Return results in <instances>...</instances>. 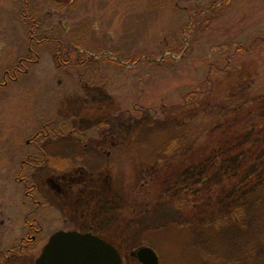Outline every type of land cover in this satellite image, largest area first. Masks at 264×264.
<instances>
[{
    "label": "rangeland",
    "instance_id": "374dc122",
    "mask_svg": "<svg viewBox=\"0 0 264 264\" xmlns=\"http://www.w3.org/2000/svg\"><path fill=\"white\" fill-rule=\"evenodd\" d=\"M27 1L0 0V83L31 45L19 15L30 13L47 35L35 63L0 85V220L8 228L0 242L16 248L19 225L33 209L42 226L39 245L58 230L87 229L88 220L66 209L68 200L46 180L87 171L74 176L68 198L88 187L96 198L106 194L95 206L110 213L100 232L119 243L124 264H139L130 254L143 246L156 251L158 264H264V187L234 204L223 176L208 190L190 179H164L169 164L154 165L172 142L187 148L206 131L209 140L233 141L244 115L232 111L242 101L260 103L253 118L263 123L264 59L245 58L238 70L211 78L207 67L223 45L263 31L264 0H231L208 21L201 13L212 0ZM59 39L77 40L88 62L61 66L49 42ZM194 87L203 95L189 110L181 101ZM225 112L234 116L231 135L219 125ZM44 126L64 136L36 139L49 161L36 170L23 166L37 154L32 138ZM18 178L38 185L29 194L39 206L26 199Z\"/></svg>",
    "mask_w": 264,
    "mask_h": 264
},
{
    "label": "trees",
    "instance_id": "16d2710c",
    "mask_svg": "<svg viewBox=\"0 0 264 264\" xmlns=\"http://www.w3.org/2000/svg\"><path fill=\"white\" fill-rule=\"evenodd\" d=\"M229 3H231V0H212L209 9L201 13L204 21L210 20L211 16L214 14L210 13L211 11L215 12L216 10H220L221 7ZM25 4H28L27 0ZM218 5L219 7H217ZM25 8H27V5H25ZM194 14L196 15L198 13ZM194 14L190 24H193L195 20ZM19 16L22 22L25 24L28 23L27 30L32 37L30 41L31 45L28 46L27 57L20 58L18 65L11 70L13 74L11 73L9 78L5 77L1 83H9L10 79H17L19 75L27 70L30 64L35 63L39 57L36 48L47 40L46 32L43 31L41 23L30 15V13L27 12ZM51 41L54 47H56V59L61 66L69 68L72 64L80 65L81 63L88 62L86 60L88 58L87 55L78 50L79 46L77 44L79 43H77V40L73 39V42L70 40L68 44L60 39L59 41L49 40V42ZM218 53L221 54L216 57L217 59H215V61L209 63L207 67L208 73H206L208 74V78L216 75H223L234 69L238 70V68L243 65L245 58H249L251 61L256 57H262L264 59V29L263 31L253 33L244 43L233 41L230 45H223ZM243 54L246 55V57L244 56V58H242L241 56ZM162 60H165V58ZM198 87H194L193 90H189L183 95L181 102L184 104L182 107L185 108V105H188L189 110V106L195 109L191 103L195 102L197 96H200L198 94H201L200 97L203 95V92L201 93V89ZM256 103H258V101L254 99L242 101L240 106L232 111L235 116L239 117L240 115H244L243 117H239V119L242 118V120L237 128H233V134H236V136L234 135L232 137L233 141L229 140L228 137L223 141L221 140V135L218 136L217 139L213 138L209 140L206 131L202 133V137L195 136L187 145V148H180L177 143L175 145L172 142L170 146L167 147L164 157L158 158L154 164H166V166L169 164V170L164 172L163 178L182 183H186L190 179L196 188L204 184V187H207L209 190L216 176H223L222 178H225V181L229 183V186L232 188L231 196L234 204L240 203L242 200L246 201L254 195H252V191L247 192V190H261V188L264 187V120L263 123H256L253 118V112L260 109V105H258L260 103H258L256 106L259 107L255 110L253 105ZM221 116L223 117V122L221 121L219 125L223 127L227 135H231L228 134L229 131H227L233 126L229 121V116H234L229 112H225L224 115ZM238 156H245L241 161L242 163L239 158L237 159ZM249 167H252V171ZM249 171L251 173L247 175ZM219 172H221L222 175H218L217 173ZM142 177L145 180L146 177L144 175H142ZM71 178L70 181L72 182L74 178ZM70 188H72V183L70 184ZM92 191V187H88L87 191L80 193L74 201L69 198V202L72 204L70 211L88 220L89 224L85 231L90 230L95 233H101L99 222L101 219L104 220L108 218L110 213L105 210H102L101 213V209L96 211L95 206L100 201L106 202V194L102 193L101 197L96 198ZM191 191H193V189ZM108 240L112 239L108 238ZM114 242L118 243L116 241Z\"/></svg>",
    "mask_w": 264,
    "mask_h": 264
},
{
    "label": "flooded vegetation",
    "instance_id": "af4514ba",
    "mask_svg": "<svg viewBox=\"0 0 264 264\" xmlns=\"http://www.w3.org/2000/svg\"><path fill=\"white\" fill-rule=\"evenodd\" d=\"M11 71V70H10ZM13 74V71L11 72ZM5 76L4 77H8L11 76L10 74H8V72L4 73ZM11 80H16V79H10ZM4 83V84H3ZM0 83L1 86H4L5 84L7 85V82H3ZM46 126H44L43 130H37L34 133V136L32 138L34 144H36V147L38 149L37 154L32 155H28L27 156V160H24L22 162V165H28L30 168L33 169H40L42 168V165H44L45 161H49V157L50 155L47 154L45 152V150H43L35 141L36 139H38L39 137H49L52 135H54V137H56L57 135L59 136H64L63 133H60L63 129L57 130V132L53 133L50 131L48 132L45 129ZM73 135L72 132H67V136ZM75 135V134H74ZM40 165V167L38 166ZM87 172V171H86ZM86 172H76V173H63V174H55V177H47V181L48 184L51 185V189L54 191L55 194L58 195H64L65 199L68 200L65 204L67 205L66 209H71V205L69 204V198H68V191L67 188H70V175H73L72 178H75L74 176L79 175L80 173L82 175H85ZM71 178V179H72ZM20 182H22L23 186L27 188V190H25V196L26 199L31 200L32 204H35L34 206H39L38 205V201H35L34 196H30V192L33 193L34 190H36L35 188L38 187L37 184L33 183L31 185L28 184L27 179H23V178H18ZM67 193V194H66ZM38 210V208H37ZM36 210L33 209V211H28L24 214L23 217V221L22 223L19 225L20 227V231L19 234L17 236V239H15L18 242V246L16 248H12V246H9L11 244L10 240H4L2 242H0V264H13V263H18V264H35V259L37 258V256L39 255L41 249L43 248V245L47 242L42 243L41 245H39L40 243V239H41V230H42V226L40 224V219L38 217L35 216ZM4 214V213H3ZM3 214L0 215V219L1 218H5L3 217ZM29 215H33L35 216L34 218H32L31 220H29ZM6 227L3 224V221L0 220V239L2 238L3 235H5L8 231V228L5 229ZM72 230H76V229H72ZM77 232H81V233H91L94 234L100 238H102L103 240H105L107 243H111L115 249L117 250V252L119 253L120 257H121V262L123 263V252H121V248L119 246V243H115L114 240H108V238L106 236H104L102 233H95L92 231H85V230H76ZM1 233H3L1 235ZM10 243V244H9ZM133 259H136V257L133 255V251H131L130 254ZM124 264V263H123ZM140 264V263H139Z\"/></svg>",
    "mask_w": 264,
    "mask_h": 264
},
{
    "label": "water",
    "instance_id": "95a60500",
    "mask_svg": "<svg viewBox=\"0 0 264 264\" xmlns=\"http://www.w3.org/2000/svg\"><path fill=\"white\" fill-rule=\"evenodd\" d=\"M155 61V60H152ZM151 61V62H152ZM133 255L140 264H158V256L152 248L143 246ZM35 264H123L111 243L89 233L76 230H58L43 245Z\"/></svg>",
    "mask_w": 264,
    "mask_h": 264
}]
</instances>
